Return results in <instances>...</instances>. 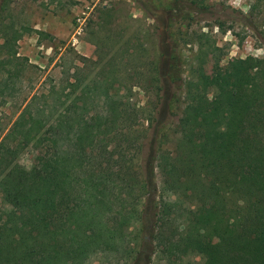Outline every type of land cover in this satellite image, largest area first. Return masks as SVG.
I'll list each match as a JSON object with an SVG mask.
<instances>
[{"label": "trees", "instance_id": "1", "mask_svg": "<svg viewBox=\"0 0 264 264\" xmlns=\"http://www.w3.org/2000/svg\"><path fill=\"white\" fill-rule=\"evenodd\" d=\"M190 3L203 8V0ZM14 4L0 0V86L30 65L17 50L27 28L15 21ZM109 11L100 9L101 21ZM160 32L143 80L157 100L135 164L124 155L140 139L129 135L139 110L128 111L107 87L102 114L82 112V94L69 108L37 116L32 96L0 135L7 206L0 209V264H90L112 252L124 253L126 264H150L157 246L198 256L197 264H264V56L225 68L202 33L198 64L185 81L177 44L165 45ZM105 78L97 83L108 85ZM182 94V116L172 122ZM167 130L170 149L161 142ZM26 148L37 152L30 168L16 162ZM232 179H239L236 190L227 188ZM80 184L84 202L75 204ZM216 238L224 241L213 247Z\"/></svg>", "mask_w": 264, "mask_h": 264}, {"label": "rangeland", "instance_id": "2", "mask_svg": "<svg viewBox=\"0 0 264 264\" xmlns=\"http://www.w3.org/2000/svg\"><path fill=\"white\" fill-rule=\"evenodd\" d=\"M195 1L14 0L15 21L27 28L17 50L30 65L7 86H0V135L7 133L32 96L37 99L30 111L37 116L41 111L47 116L49 112L69 108L71 100L82 94L83 100L78 102V106L84 107L82 112L87 116L102 114L107 108L104 102L107 87L109 96H117L128 111L139 110L138 115L131 117L129 135L140 139L124 155L128 164H135L143 130L149 128L147 119L157 100L154 91L143 81L148 78L151 61L155 59L157 32H162L165 45L177 44L185 81L192 77L198 64L196 38L202 33L203 44L218 48L216 55L225 68L247 56H264V0H203V8L191 5ZM103 7L110 10V16L101 21ZM169 9L174 10L171 13L174 21ZM210 68L208 63L207 74ZM104 77L108 85L103 87L97 82ZM137 82L143 85L133 86ZM213 91L208 93L209 98ZM185 101L182 94L175 102L172 122L181 118ZM163 134L166 135L161 137V142L170 149L174 139L172 130ZM62 143L65 144L64 139ZM36 155L35 150L26 148L16 162L30 168ZM227 188L238 189L239 179H232ZM82 189L80 184L73 190L71 198H75V204L84 202ZM6 208L0 198V209ZM223 241L216 238L211 245L217 247ZM155 250L150 264L202 261L198 256H182L175 247L157 246ZM124 255L112 252L100 259V256L92 258L90 264H126L128 259Z\"/></svg>", "mask_w": 264, "mask_h": 264}]
</instances>
